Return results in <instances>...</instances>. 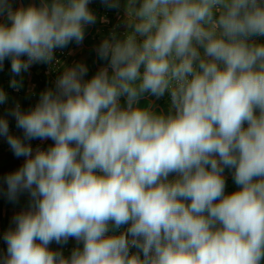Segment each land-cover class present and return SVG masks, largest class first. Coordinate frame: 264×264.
I'll list each match as a JSON object with an SVG mask.
<instances>
[{"label": "clouds", "instance_id": "obj_1", "mask_svg": "<svg viewBox=\"0 0 264 264\" xmlns=\"http://www.w3.org/2000/svg\"><path fill=\"white\" fill-rule=\"evenodd\" d=\"M90 2L13 11L0 0L11 21L0 23V69L10 59L19 76L81 44ZM127 15L125 38L97 49L107 67L85 80L76 64L32 110L10 113L24 140L53 146L33 155L0 118V137L27 158L2 178L8 199L31 197L0 264H264V0H127ZM165 93L167 115L139 106ZM225 168L239 186L229 194ZM70 238L83 244L70 257L49 248Z\"/></svg>", "mask_w": 264, "mask_h": 264}, {"label": "crops", "instance_id": "obj_2", "mask_svg": "<svg viewBox=\"0 0 264 264\" xmlns=\"http://www.w3.org/2000/svg\"><path fill=\"white\" fill-rule=\"evenodd\" d=\"M12 10L19 8H27L30 5L39 7L41 0H9ZM51 2V0H49ZM89 9L96 16V22L92 25L85 26V38L81 44L75 41L63 48L67 55L60 58L59 73L55 74L52 62L51 63H34L26 72H22L16 76L11 71V60L6 59L0 69V90H3L7 95V101L0 104V118L6 119L10 127H16L17 132L9 133L20 138L24 143L29 144L33 150V155L37 148L47 150L54 145L51 139L40 140H24V131L16 126V120L10 113L19 105L22 112L32 110L39 102L40 95L46 90L55 91L56 80L63 74V72L83 63L88 67V73L85 80L90 79L100 68L107 67L108 62L101 60L98 57L97 49L105 39L123 40L130 29L128 28L127 15V0H119L118 8H109L103 0H91L88 5ZM0 23L10 25L11 21L7 19V13L0 15ZM260 42H264V38H258ZM203 50L201 49V52ZM54 57H57L54 52ZM27 59V57H22ZM111 71V69H109ZM15 79L17 86L12 87L11 81ZM121 106H126V98L121 97ZM170 94L165 95L159 99L149 94H145L139 100L140 107H149L151 110L167 115L170 110ZM26 157L17 158L10 148L7 138L0 137V257L7 254V244L3 240V234L8 230H14L16 224L13 217L20 212L27 211L31 205V197L27 191L18 194L16 201H10L7 196V185L3 183V177L15 172L22 167ZM232 169L225 168L224 177L226 180L225 193L229 194L238 189L233 178ZM176 175L171 174L169 179H175ZM124 227H128L125 225ZM112 232V231H110ZM74 248H82V242H77L72 239ZM64 244H57L53 241L49 248L54 251H62L65 257H70V254L64 249Z\"/></svg>", "mask_w": 264, "mask_h": 264}, {"label": "built area", "instance_id": "obj_3", "mask_svg": "<svg viewBox=\"0 0 264 264\" xmlns=\"http://www.w3.org/2000/svg\"><path fill=\"white\" fill-rule=\"evenodd\" d=\"M55 54L57 57H54L53 61H52V67L54 70L55 74L59 73V69H60V58L61 57H65L67 55L66 51L64 49H56L55 50ZM10 131L12 132H17L16 127H10L9 128ZM127 227H122L121 229L117 230L115 234H119L120 232H123L126 230ZM109 235L114 234L113 232H109ZM64 249L71 255L72 250L74 249L73 247V243L72 240L69 239L68 242L66 244H64ZM131 251L134 253L137 251V249L133 248L131 249Z\"/></svg>", "mask_w": 264, "mask_h": 264}]
</instances>
